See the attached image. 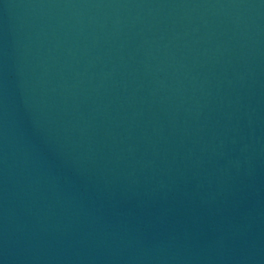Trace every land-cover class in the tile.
<instances>
[{
	"label": "water",
	"instance_id": "95a60500",
	"mask_svg": "<svg viewBox=\"0 0 264 264\" xmlns=\"http://www.w3.org/2000/svg\"><path fill=\"white\" fill-rule=\"evenodd\" d=\"M0 264H264V0H0Z\"/></svg>",
	"mask_w": 264,
	"mask_h": 264
}]
</instances>
